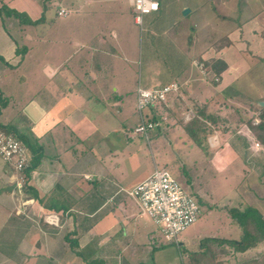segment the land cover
I'll list each match as a JSON object with an SVG mask.
<instances>
[{
	"label": "crops",
	"instance_id": "obj_1",
	"mask_svg": "<svg viewBox=\"0 0 264 264\" xmlns=\"http://www.w3.org/2000/svg\"><path fill=\"white\" fill-rule=\"evenodd\" d=\"M124 1L0 0V10H16L32 21L44 16L30 25L0 13V124L41 148L28 186L43 200L41 205L27 194L24 181L0 160V221L25 220L22 211L36 217L64 213L68 230L53 235V264H188L191 257L194 264H264V241L246 251L226 243L243 234L228 215L231 208L256 209L264 222V0H199L195 8L181 7L192 16L176 41L182 66L168 77L145 79L143 87L177 82L180 93L165 127L148 140L129 132L140 118L127 95L132 85L126 75L136 58L124 47L132 29ZM52 16L48 38L39 30ZM169 35L152 30L143 41L153 49ZM39 47L44 50L35 53ZM43 58L53 63L41 64ZM220 62L225 69L217 74L213 67ZM29 64H41L39 74L53 87L35 93L8 89L5 76L30 86L22 73ZM189 110L203 123L202 147L186 132L193 121L183 119ZM157 167L183 179L225 228L210 236L197 231L191 246L182 238L166 242L126 194ZM230 177L238 181L234 190L219 193ZM56 204L68 210L44 207Z\"/></svg>",
	"mask_w": 264,
	"mask_h": 264
},
{
	"label": "rangeland",
	"instance_id": "obj_2",
	"mask_svg": "<svg viewBox=\"0 0 264 264\" xmlns=\"http://www.w3.org/2000/svg\"><path fill=\"white\" fill-rule=\"evenodd\" d=\"M158 1L161 4L160 11L158 13H152L144 16L143 26L135 23L130 3L128 0L124 1L125 10L130 16V22L132 25V29L128 31V33H125V36L128 35V40L124 47L128 56L136 58V63L131 65V74L128 72L126 75L128 83L130 86L132 85L129 90V94H127L128 99L130 100L129 107L132 109V113L137 112L135 95L137 86L140 85L141 87H147L145 79H157L161 73L166 74L168 77V71L171 74L181 68L182 64H179L180 61H178L176 41L179 40L178 38L181 34L180 31H182L183 21L186 20V22H190L192 18L191 15L185 16L183 14L184 10L190 8L181 10V7L183 5H188V7L195 8L199 0ZM54 16H52L48 22L45 23V28L40 29L41 31H44V33L40 32V30L36 27L32 28V31L38 29L39 33L46 35L48 38H52L54 33ZM5 17L7 18L6 15ZM57 19L58 18L55 17L54 22ZM14 28V26L11 28V32L18 37V31ZM152 30L156 31L160 37L164 32L170 31L169 38H167L168 40H165V42L162 43V39H159L153 49L147 46V42L143 41ZM93 38L94 36L91 37V39ZM122 42L125 43V40L123 39ZM42 50L44 49H41L40 47L39 49L34 48L35 53L42 52ZM43 61L44 63H53V58H43L41 64ZM41 64H38V66L29 64V68L31 69H27L25 67L22 69V73L30 78L29 80L27 78L30 84L29 87L23 88L24 83L22 84V82L17 81L16 77H13L10 81H8V77L5 76L4 80H7V83H5L7 88L12 91H14V89L16 91L22 89L27 92H29V89L32 88V92L34 93L37 90L44 88H52L53 81L51 82L49 79H46L44 76L39 74ZM28 82L25 83L29 85ZM50 126L53 128L52 122L49 124V127ZM132 128H130L129 131ZM256 168L253 167V170L256 171ZM177 180L183 187H186L184 186L185 183L183 179L179 178ZM229 180L232 181L230 184L224 186V188H217L219 193H230L234 190L238 181L236 179L235 182L234 178L231 177ZM184 189L189 190V187ZM189 192L191 191L189 190ZM220 197V194H216L214 196L215 202H217ZM200 207L201 214L198 220L178 235V239H184V244L187 246H191L193 240L197 239V231H201L203 235L210 236L213 235L212 233L217 232V230L225 228V225L221 221L223 219L220 216L213 214V212L208 211V204L200 203ZM47 214L39 212V215H37L38 217H36L34 214L32 216H28V212L22 211L20 216L25 218V220H15L7 225H3V221H0V230H3L4 227V231H0V264H53V245L56 243V241L53 240V235L58 234L63 236L68 229L64 213H56L58 214L60 220L58 226L49 225L45 221L44 218ZM34 218L35 220H33ZM215 247L221 246H216L215 244L212 248ZM193 261V257H191L188 264H194Z\"/></svg>",
	"mask_w": 264,
	"mask_h": 264
},
{
	"label": "built area",
	"instance_id": "obj_3",
	"mask_svg": "<svg viewBox=\"0 0 264 264\" xmlns=\"http://www.w3.org/2000/svg\"><path fill=\"white\" fill-rule=\"evenodd\" d=\"M135 21L143 24L144 16L158 12L157 0H129ZM60 10L59 15H66ZM180 85L177 82L155 88L138 87L136 91V109L139 122L129 132L133 137L150 139L153 132L161 131L169 120L168 111L178 99ZM195 114L189 110L184 121L190 122ZM258 147L259 144L256 143ZM0 160L10 166L23 180V171L30 166L31 157L25 143L11 132L0 129ZM20 185V184H19ZM126 194L137 200L140 211L149 216L157 225L166 242L177 241L178 235L193 225L201 214L200 201L191 192L184 189L170 169L157 167L145 180L134 186ZM45 221L49 225L59 224L56 213H48Z\"/></svg>",
	"mask_w": 264,
	"mask_h": 264
},
{
	"label": "trees",
	"instance_id": "obj_4",
	"mask_svg": "<svg viewBox=\"0 0 264 264\" xmlns=\"http://www.w3.org/2000/svg\"><path fill=\"white\" fill-rule=\"evenodd\" d=\"M2 12H5L7 17L14 18L23 24L36 25L44 20V16H42L41 19L37 21H32L22 13L4 7L1 8L0 10V13ZM220 63H217L219 67L217 66L213 67V69L217 74H220L223 71V69H225L224 63L223 64L222 62ZM202 127H203V123L198 119H195L186 125V132L200 147H202V138H201V134L203 133ZM0 129L6 132H11L14 136H16L21 141H23L28 149L30 148L33 151V156L31 157L30 166L23 171V181H24V185L27 188V194L35 196L36 199L39 201V203L43 205V200L38 197L36 191L28 186L30 174L40 164L42 154H40L39 151H41V148L39 147L36 150V148H34L33 145L29 144L27 140H23L22 136L18 135L17 130L13 129L12 127H7L0 124ZM44 207L46 209L54 210L56 212H59L61 210L66 212V210H68V208L59 207L57 204L55 207L53 206V208L48 207L47 205ZM228 215L232 219L236 220V222L238 223L239 227L242 229L243 232L242 237L239 241L226 242L231 247H233L238 251H246L248 249L255 248L259 243L264 241V222L260 213L256 209L247 208L242 211L238 208H231L230 210H228ZM90 264H95V262L92 261L90 262Z\"/></svg>",
	"mask_w": 264,
	"mask_h": 264
},
{
	"label": "water",
	"instance_id": "obj_5",
	"mask_svg": "<svg viewBox=\"0 0 264 264\" xmlns=\"http://www.w3.org/2000/svg\"><path fill=\"white\" fill-rule=\"evenodd\" d=\"M189 11H190L189 9H186V10L183 11V14L186 15V14L189 13Z\"/></svg>",
	"mask_w": 264,
	"mask_h": 264
}]
</instances>
